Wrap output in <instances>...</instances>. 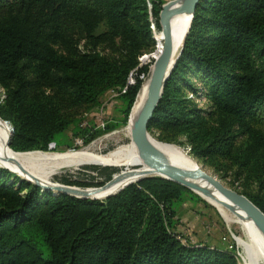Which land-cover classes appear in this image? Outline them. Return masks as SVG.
<instances>
[{"label": "trees", "instance_id": "trees-1", "mask_svg": "<svg viewBox=\"0 0 264 264\" xmlns=\"http://www.w3.org/2000/svg\"><path fill=\"white\" fill-rule=\"evenodd\" d=\"M148 2L0 0V120L13 127L12 150L58 145L79 110L125 84L155 47L163 2ZM149 65L121 95L123 124ZM147 130L167 143L182 135L197 158L234 169L238 191L264 213V0L200 2ZM186 196L202 201L147 177L79 199L0 167V264H237L234 249L182 241L175 216Z\"/></svg>", "mask_w": 264, "mask_h": 264}, {"label": "rangeland", "instance_id": "rangeland-1", "mask_svg": "<svg viewBox=\"0 0 264 264\" xmlns=\"http://www.w3.org/2000/svg\"><path fill=\"white\" fill-rule=\"evenodd\" d=\"M161 1L163 2V4H165L170 0ZM146 2L150 8V3L148 2V0H146ZM152 35L153 37L155 36L156 39L154 49L138 57L139 63L136 67L132 68L128 72L125 79V84L123 86L112 88L103 93L99 98L98 104L94 105L93 107H84L79 110L73 122L63 131L58 145H55L53 142L50 143L49 149L47 151L34 150L29 152H16L12 150L9 146H7L10 127L7 123H4L2 120H0V145L3 146L5 151L12 150L14 151V153L20 154L42 153L45 154L44 156L59 158L61 160H66L74 154L86 151L87 149L88 152H93L94 154L99 155H106V153L108 154L110 152H113L118 147H121V151L123 152H129L130 141L123 136L122 131L123 128L128 125L130 113L136 99L133 102L126 123L123 124L122 111L124 108V102L121 98V95L124 94L127 90V87L130 86L127 85V80L131 72V79H133L135 82V78L136 76H138V69L142 65L150 63L149 72L150 69L153 67L154 60L158 57L157 51L159 50L160 45L163 44L161 27L160 29H157L153 25ZM147 75H140V77L143 78L145 81ZM126 85L127 87L125 88ZM187 94L191 97V94ZM5 97L6 89L0 84V103L4 102ZM196 103H198L199 106H203L205 102L204 100H196ZM74 133H76V135H74ZM149 135L152 139L158 140L156 138V134L149 133ZM169 144H176L181 147L190 157H192L197 162V164L204 171L216 176L225 185L231 188H235L237 190L241 189V187L238 185V182L234 181V169L227 168L225 164H223L222 166H212L204 160L197 158L190 152V147L186 142L184 136H178L175 141ZM138 157H140V155H138ZM141 163L137 161H130L127 164L121 163L118 165H113L108 164L104 161H92L87 163H76L71 167L63 166L60 168L48 167L47 165L43 164H36L32 166H27L26 168L16 167L21 171L19 173L15 172L13 169L7 167L3 163L0 164L10 169L12 173H14L22 180H24L23 178L26 177L31 178L32 180L40 182L45 186L64 187L63 185H69L66 184L69 181H77L78 183L88 185L71 186L93 188L101 186L98 185L99 183L105 184L109 181H112L107 184V188L109 185L117 183V181L120 180L117 176H120V174L122 172H125L126 169H133L132 171H135L143 168L144 164ZM15 166L16 165H14V167ZM39 166L41 168H39ZM27 168L29 169V171L27 170ZM111 168L113 169V172ZM27 172L28 175H25ZM114 176L117 179L113 178ZM44 182H49V185ZM251 189L256 190V187L253 185ZM199 194L208 202L202 199L201 197L200 199H202V201H197L186 196L184 201L177 207L175 219H177L178 221L177 231L181 235L182 241L197 244H207L210 247H215L222 250L234 249L237 264H244L240 258V247L235 240V236L240 235L239 225L237 223V213L228 203H222L221 206H217V202H212V199L210 200L208 197H205L201 193ZM95 195L97 197L99 196V198L102 199V195L104 194L98 193Z\"/></svg>", "mask_w": 264, "mask_h": 264}, {"label": "water", "instance_id": "water-1", "mask_svg": "<svg viewBox=\"0 0 264 264\" xmlns=\"http://www.w3.org/2000/svg\"><path fill=\"white\" fill-rule=\"evenodd\" d=\"M201 1L202 0H181L180 3H177V0H170L162 5V9L159 13V25L162 29L163 39L162 49L158 57L154 60L146 102L130 129V139L137 147L140 158L146 167V171L136 177H127L126 179L128 180L113 191H104L102 199L113 196L128 185L136 183L144 178L160 177L177 183L192 191L196 195H198L197 191L209 193L210 189H214L244 212L264 235V213L247 196L240 193L237 189L225 185L220 179L204 171L200 166H197L194 169H188L177 167L168 163L153 145L151 141L152 138L147 130L148 122L152 118L153 113L161 99L165 83L176 63V60L182 52L185 38L191 27L193 14ZM175 14H189L190 19L183 37L180 51L177 56L172 59L173 43L171 38L170 18ZM2 121L6 122L10 127L7 141V146H9L13 133V127L9 121ZM0 167L11 172L10 169L1 164ZM23 179L40 187L42 191H51L52 194L62 193L79 199L91 200H102L93 195L98 193L100 190L103 191L106 189L107 184L112 182L109 181L99 187L93 188L63 185L64 187L55 189L57 192H54V190H50L53 189V187L43 186L40 183L28 178Z\"/></svg>", "mask_w": 264, "mask_h": 264}, {"label": "bare ground", "instance_id": "bare-ground-1", "mask_svg": "<svg viewBox=\"0 0 264 264\" xmlns=\"http://www.w3.org/2000/svg\"><path fill=\"white\" fill-rule=\"evenodd\" d=\"M180 2H181V0H177V3H180ZM189 19H190L189 14H175L170 18L171 38H172V43H173L172 59H174L177 56L178 52L180 51L182 41H183V37H184V34H185L187 27H188V24H189ZM161 33H162V29H161ZM154 38H155V36H154ZM162 42H163V39H162ZM162 45L163 44L160 45V48L157 51L158 55L161 52ZM157 47H158V45H157ZM157 47H156V49H157ZM152 69H153V67L150 69V72H149L145 82L143 83V85L140 89V92L137 96V99L133 105V108H132L131 113H130L128 125L125 128H123V131L120 130V131H122L123 136L126 137L130 141L129 152H127V153L123 152V151H121V147H118L113 152H110L108 154L106 153V155H99V154H94L93 152L90 153L87 151L88 150L87 149L86 151H82V152H78V153L74 154L73 156H71L70 158H68L66 160H61L59 158L47 157V156L40 155V154H28V153L20 154V153H14V151H12V150L5 151L3 146L0 145V163H3L7 167L13 169L15 172H18V173L21 171L17 168H21V167L26 168L27 166H32V165H36V164H43V165H47L48 167L60 168L63 166L71 167L72 165H74L76 163H87V162H92V161H104L108 164H113V165H118L121 163L127 164L130 161H137V162L141 163L142 160L140 157H138V155H140L139 151L130 139V129H131L133 122L135 121V119L139 115L143 105L146 102V99L148 96L149 83H150V79H151ZM4 123H6V122H4ZM117 133H119V132H117ZM151 141H152L153 145L156 147V149L161 153V155L164 157V159L168 163H170L174 166H177V167L188 168V169H194L197 166H199L197 164V162L192 157H190L178 145L163 143L162 141L156 140V139H151ZM14 165H16V166L14 167ZM43 165H41V166H43ZM39 168H41V167L39 166ZM27 170L29 171L28 168H27ZM45 170H47V169H45ZM132 170L126 169L125 172H122L120 174V176H117L120 179L119 181H117V183H115L113 185H109L106 189H104L103 191L100 190L98 193L104 194V191H113L114 189L119 188L122 184H124L128 180V179H126L127 177H130V178L136 177L138 175L145 173L146 167L144 166L140 170H135V171H132ZM48 171H49V169H48ZM25 175H28V172ZM113 178H115V176ZM28 179H31V178H28ZM115 179H117V178H115ZM33 181H35V180H33ZM38 183H40V182H38ZM44 183L48 184L49 182H44ZM41 185H43V184H41ZM43 186H45V185H43ZM47 187H53V189H50V190H54V192H57L55 189H59L62 186H60V187L47 186ZM98 193H96V194H98ZM199 193H201L205 197H208L210 200L212 199L213 200L212 202H214V201L217 202L216 203L217 206L218 205L221 206L222 203H228L233 208V210L237 213V223L239 225V230H240L239 231L240 235L235 236V240L240 247V258H241V260L243 261L244 264H264V235L258 229V227L252 222V220L244 212H242L237 206H235L233 203L229 202L224 196H222L221 194L216 192L214 189H210L209 193H203V192H199ZM199 193H198V195L200 196ZM95 197H97V196L95 195ZM200 197L203 198L202 196H200ZM98 198H99V196H98ZM203 199L206 200L205 198H203ZM221 213H222V211H221Z\"/></svg>", "mask_w": 264, "mask_h": 264}, {"label": "built area", "instance_id": "built-area-1", "mask_svg": "<svg viewBox=\"0 0 264 264\" xmlns=\"http://www.w3.org/2000/svg\"><path fill=\"white\" fill-rule=\"evenodd\" d=\"M131 74H132V72L130 73V75H129V77H128L127 85H132V84H134V80L131 79ZM127 85L125 86V88L127 87Z\"/></svg>", "mask_w": 264, "mask_h": 264}]
</instances>
